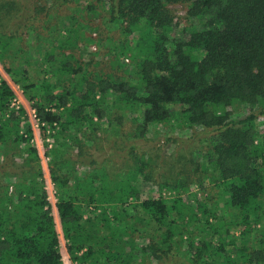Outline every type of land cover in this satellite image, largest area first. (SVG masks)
<instances>
[{"label":"trees","instance_id":"1","mask_svg":"<svg viewBox=\"0 0 264 264\" xmlns=\"http://www.w3.org/2000/svg\"><path fill=\"white\" fill-rule=\"evenodd\" d=\"M18 6L0 2V27ZM33 8L21 36L0 32L2 157L27 167L1 172L0 264H65L61 238L74 264H264V0ZM176 129L202 136L197 158L142 142ZM101 141L128 161H98Z\"/></svg>","mask_w":264,"mask_h":264},{"label":"rangeland","instance_id":"2","mask_svg":"<svg viewBox=\"0 0 264 264\" xmlns=\"http://www.w3.org/2000/svg\"><path fill=\"white\" fill-rule=\"evenodd\" d=\"M15 2V4H19L17 11V14H15L12 18V22L7 21V22H1V27H0V32L2 34H8L10 35L11 33H13L14 36H21L24 33V28L23 27H18V25L16 24L17 22H20L21 25L24 24V22L27 24H34V21L30 18L33 15H35L34 13V8L36 6V2H38V0H0L1 4L5 3V2ZM16 9V8H15ZM173 11L177 16L180 17H184V11L180 6H175L173 7ZM44 12L41 14H38V16H36L40 23L42 22V20L44 19ZM93 39H97L99 38L98 33H93L92 35ZM95 48V46H92V48ZM92 50V49H91ZM93 51V50H92ZM128 62V61H126ZM7 63V61H6ZM0 74L5 75L3 72L2 67L0 66ZM6 77V76H5ZM8 78V77H6ZM16 87V86H15ZM22 105L26 111V113H28L29 108H31L28 103L23 99L22 97ZM28 115V114H27ZM29 122L31 124H33V121H31L30 117L28 116ZM259 129H262L261 125H258ZM261 127V128H260ZM35 130L33 131V136L35 138V143H36V147H38L40 153L42 152V137L43 134L42 132H40L38 129L34 128ZM163 132V131H162ZM162 132H157V134L153 137V141L152 140H147V141H142L145 143H153L155 145L154 150L157 149V147H159V151H160V155L163 157V160L166 161H172L173 158H178L179 154H183V155H188V149L192 150V153L194 155H192L193 159L197 158V156L195 155L194 151L196 149V147H199L201 145V140L203 139L202 136H199L196 134V130H191V131H184V130H178L176 129L175 131H173L172 133H169V135H165V133ZM169 137L171 138L173 141L175 142H167L166 138ZM151 138V137H150ZM192 138V139H191ZM199 138H201L199 140ZM126 142H128V140H126ZM111 145V144H109ZM11 146V145H9ZM8 146V147H9ZM106 144L104 143V141H101L99 143V148L101 151H92L93 157L96 158L98 161H100L101 159H103L104 157H107L108 160L113 159L115 162L117 163H122L124 161H128V159H124L122 157H116L115 153L116 150L114 148L109 147L108 149H105ZM8 153V152H7ZM73 155L70 156V159H75V160H83V162H86V160H88V157L86 154H82L80 157H78L77 153L73 151ZM83 153H85V150L83 149ZM104 156V157H103ZM196 156V157H195ZM15 160H10L7 158V156H3L2 157V151H1V146H0V183H1V172L6 170L4 169V167L7 165V169L10 168L11 171H13L15 168L16 170L21 173L23 171H26L27 167L24 166L25 164H21V162L18 160V158H14ZM18 160V161H17ZM48 159L46 158H41V166L43 169V177L45 179V181L48 179L50 181L49 178V170H48ZM114 171L115 167L114 164H112L110 166ZM178 166L176 165L175 168V172L174 174L177 172ZM167 173H164V176H166ZM168 177V176H167ZM12 182V180H10ZM196 191V190H195ZM52 203H54V200H52ZM60 249H61V253H62V259L65 262V264H74L71 263L68 259V255L66 253V249H65V242L63 240V238H61L60 240Z\"/></svg>","mask_w":264,"mask_h":264},{"label":"built area","instance_id":"3","mask_svg":"<svg viewBox=\"0 0 264 264\" xmlns=\"http://www.w3.org/2000/svg\"><path fill=\"white\" fill-rule=\"evenodd\" d=\"M15 99L12 100L11 102V108H14V109H19V107L22 106V91L20 90L19 87H15ZM31 119V121H33V124H32V130L34 131L36 129H40V127H43L45 126L43 123H40L38 118H37V115H36V112L34 109L32 108H29L28 110V113H27ZM55 126V125H54ZM53 133V132H52ZM43 134V133H42ZM50 134V131H46L45 135H47V137L45 139H43L44 137H42V141L44 140L45 143H47V147L48 149L51 148V142H50V139H49V135ZM34 142L35 143V138L31 141V143ZM36 144V143H35ZM45 191L47 192V195H48V198L47 200L52 203L51 199L54 200V203L56 202V198H55V189L53 188V185L50 181H48V183L45 184V187H44Z\"/></svg>","mask_w":264,"mask_h":264},{"label":"crops","instance_id":"4","mask_svg":"<svg viewBox=\"0 0 264 264\" xmlns=\"http://www.w3.org/2000/svg\"><path fill=\"white\" fill-rule=\"evenodd\" d=\"M36 146H37V145H36ZM37 148H38V147H37ZM17 161H18V160H17ZM48 181H49V180L47 179V180H46V183H48ZM9 182H10V181H9Z\"/></svg>","mask_w":264,"mask_h":264}]
</instances>
